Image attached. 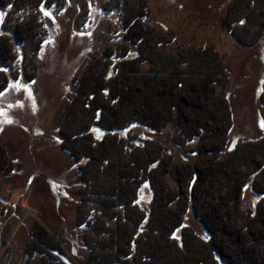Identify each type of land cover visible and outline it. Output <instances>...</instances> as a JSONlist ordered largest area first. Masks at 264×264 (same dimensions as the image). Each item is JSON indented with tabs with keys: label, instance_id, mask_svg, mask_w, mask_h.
Wrapping results in <instances>:
<instances>
[{
	"label": "rangeland",
	"instance_id": "374dc122",
	"mask_svg": "<svg viewBox=\"0 0 264 264\" xmlns=\"http://www.w3.org/2000/svg\"><path fill=\"white\" fill-rule=\"evenodd\" d=\"M143 3L140 6L136 0H29L27 4L0 6V34H3L2 29L10 30L7 37L13 45L12 49L17 52L11 69L18 76V79L9 82L8 90L0 95V146L8 150L9 156L15 161L10 174L0 175V206L3 207L0 220V264H40L37 254L27 255L25 252L32 237L35 234L41 236L38 230H45L49 236L48 241L51 237L54 242H60L66 253V258L62 257L64 262L68 263L69 259L73 264H80L88 254H98L95 249L89 253L87 247H94L101 242L100 230L105 232V229H113L117 216L132 218L129 235H133L134 226L138 222L141 223L143 233H153L151 228L154 226L163 229L157 225V218L162 216V206L158 204L160 198L156 195L155 200L148 180L144 179L134 192L133 211L131 208H119L116 203L114 206L117 208L104 213L108 218L101 215L98 210L100 208L93 205V200H98L97 196L91 191L101 192L102 196L109 194L108 187L103 192L99 190L98 181L108 183L110 179H107V174L111 169L103 167L102 173L101 167L99 169L93 165L95 160L89 162V173L94 171L91 175L95 179L88 182L85 193L81 191L77 167L60 146L58 132L60 117L75 96V90L80 88L78 81L88 62L107 48L118 63L116 56L125 44L122 36L131 26L126 18L130 19L134 10L138 12L141 8L140 21L152 33L149 35L148 46L154 52L160 50L154 44H161L164 49L160 52L178 47L180 50L209 49L214 52H211L210 58L217 57L216 63L222 65L224 74L213 87L214 97L205 100L202 108L197 111L204 120L207 115L218 117L219 125L222 121L227 122L228 118L226 144L223 145L224 150L219 154V159H225L228 163L235 162L232 152L237 147V150L243 148V152L235 153L237 156L246 152L244 158L252 155L258 157L255 156L257 151L254 148L247 147L254 146V141L259 142L260 138L264 147V127H261L264 110L260 101L264 95V0H143ZM233 4L238 5L240 16L246 17V21L236 25L231 22L229 29L222 25V18L227 16ZM41 7L50 16H45ZM36 22L40 23L39 29L44 37L37 53L30 58L32 55L28 40L20 39L13 25ZM236 35L239 39H236ZM158 37L162 40L171 37V43L156 42ZM137 51L136 47L128 45V57L136 56ZM33 60L36 69L34 74H30L34 75V79L27 81L23 74ZM120 62L118 65L122 66ZM104 63L107 64L106 61ZM147 66V63L142 64L144 69ZM84 77L86 83L89 79L94 89L102 81L99 82L100 79L91 75ZM102 104L103 119L106 124L109 123L108 126L120 120L115 114L116 108L110 107L112 103ZM227 113L228 116L225 115ZM85 117L87 112L72 114L71 118H81L80 121H83ZM174 118L156 131L137 124L115 134L104 135L95 129L93 134L96 144L105 136L104 147L98 148L96 153L110 149L113 145L117 150L123 148L129 154L126 156L129 159L143 162L145 158L156 156L154 151L160 146L163 154L171 157L173 164L203 161L206 155L200 144L213 135L214 129L216 132L214 124L208 123V129L201 132L200 139H187L183 150L176 142L185 138V135L180 134L181 129ZM243 142L250 143L247 145ZM247 165L250 167L251 162H247ZM257 171L262 172L260 169ZM139 172L141 175L142 171ZM249 173L247 171L246 174ZM102 174L103 180L99 177ZM259 177L260 174L254 177V181ZM246 179L248 183L243 191L242 208L244 213L254 215L257 214L256 208L260 211L264 208L263 201L252 188L251 178ZM166 180L170 185L164 188L174 192L175 184L169 178ZM87 210L93 214L94 211L100 213L99 222H102L103 229H100L98 223L87 227ZM183 225L190 227L199 236L198 239L208 238L191 209L185 214ZM137 236L140 238V233ZM180 236V230L171 235L175 241H180ZM43 237L41 239L47 241Z\"/></svg>",
	"mask_w": 264,
	"mask_h": 264
},
{
	"label": "trees",
	"instance_id": "16d2710c",
	"mask_svg": "<svg viewBox=\"0 0 264 264\" xmlns=\"http://www.w3.org/2000/svg\"><path fill=\"white\" fill-rule=\"evenodd\" d=\"M28 1L0 0V6L8 4L13 6L15 3L27 4ZM136 1L140 6L141 2L143 3V0ZM253 1L255 0H251ZM140 10L141 8L138 12L134 10L133 17L131 16L130 19L128 17V20L126 18V22L131 26L122 36L125 44L121 46L116 56L118 63L109 53L110 50L106 48L84 67L83 75L78 81L79 84L77 83L80 88L75 90V96L60 117L58 132L60 146L77 167L81 191L85 193L88 182L95 179L91 175L94 171L91 170L89 173V162L92 163L95 160L93 165L99 169L101 167L102 173H104L103 167L111 169V172L107 174V179H110L108 183L103 180L104 174L99 175L102 177L103 184L98 181L99 190L103 192L108 187L109 194L102 196L101 192L91 191L98 199L93 200L94 203H92L100 208L98 210L101 215L107 217L108 215L104 213L117 208L114 206L116 203L119 204V208H131L133 211L134 192L144 179L148 180L155 200L157 196L161 199H158V204L162 206L160 210L162 216L158 214L160 218H157V225L159 224L163 229L154 226L151 228L153 233H143L141 223L138 222L134 226L133 235H129L132 230V218L117 216L113 229H105V232L100 230L101 242L94 247L90 245L87 247L89 253L95 249L98 254H88L80 264H264V208L262 211L256 208L257 214L254 215L244 213L242 208L243 191L248 183L246 177L251 178L252 188L259 193L264 206L262 138L258 140L259 142L254 141V146L247 147L257 151L256 158L253 155L250 158H244L246 152L242 156H237L235 154L237 151L243 152V148L239 146L240 150L235 147L236 151L232 152L235 162L228 163L225 159H219V154L224 150L223 145L226 144V135L229 130L228 118L227 122L222 121L219 125L218 117L207 115L204 120L197 111L202 108L205 100L212 98L213 87L219 83V79H222L224 74L222 65L216 63L217 57L210 58L214 52L209 49L180 50L181 48L178 47L173 48L172 51L160 52L164 48H161V44L158 46L154 44L160 50L158 52L151 50L148 41L152 33L141 24ZM240 14L238 5H231L227 16L222 18V25L229 28L231 22L236 25L243 21L242 24H244L246 17L243 18ZM39 26L38 22L29 25L25 23L13 25L15 34L22 40H28L32 55L30 58L37 53L44 37ZM9 31L2 29L3 34H0V69H7V71L0 70V92L7 88L10 81L18 79L17 74L11 69L13 60L17 58V52L12 49L13 45L8 40ZM171 39L167 37L162 40L158 37L156 42L171 43ZM236 39H239L237 35ZM128 45L138 49L136 56L128 57ZM105 61L107 64L104 63ZM119 62L122 66L118 65ZM144 63L148 64L145 69L142 68ZM104 65L106 67L103 69ZM35 69L33 60L30 67L26 68L27 71H24L23 77L27 81L33 80L34 75L30 73L34 74ZM122 72L124 74H121ZM84 75L95 76L100 79L99 82L102 79L101 84L95 85L96 89H94L89 79L86 83ZM260 101L264 110V95ZM103 102L112 103L110 107L116 108L115 114L120 120H116L109 126V123L104 122ZM224 108L222 103V109ZM85 112L87 117L83 121H80L81 118H71L72 114ZM174 115H176L175 118ZM225 115L228 116V113ZM173 118L181 129L180 134L185 135V138L176 142L183 150L187 139H200L201 132L208 129V123L214 124L216 132L214 129L213 135L200 144L206 155L203 161L173 164L171 157L163 154V148L160 146L158 150H155L156 152L154 151L156 156L145 158L143 162L129 159V156L126 157L129 154L124 152L123 148L117 150L113 145L110 149H102L96 153L98 148L104 147L105 136L96 144L93 134L95 129L102 131L104 135L105 133L115 134L130 125L137 124L156 131L171 122ZM243 143L248 145L250 142ZM249 161L252 165L250 167L247 165ZM14 166L15 161L9 156L8 150L0 146V175L10 174ZM258 169L262 172L257 171ZM139 170L142 171L141 175ZM153 170L156 173H152ZM247 171L251 173L247 175ZM259 174L260 177L254 181V177L256 178ZM165 178L171 179L175 184L174 192L165 189L168 188V184L170 185ZM101 197H107L104 198L106 202L104 199L101 200ZM188 209H191L200 220L208 234L207 239H198L199 236L190 227L183 225ZM2 213L3 207L0 206V220ZM99 214L97 211L93 214L87 210L85 216V221H89L86 222L87 227L98 223L100 229H103L102 222H99L101 218ZM110 217L113 218V216ZM177 230H180V241H175L171 237ZM38 233L39 236L41 234L40 237L35 234L28 242L25 248L27 255L37 254L40 264H73L69 259L68 263L63 261L62 257L66 258V253L60 242H54L51 237L48 241L49 236L44 229L38 230ZM139 233L140 238L137 236ZM42 236L47 241H43ZM101 250H103L102 253Z\"/></svg>",
	"mask_w": 264,
	"mask_h": 264
},
{
	"label": "snow or ice",
	"instance_id": "6c2138e0",
	"mask_svg": "<svg viewBox=\"0 0 264 264\" xmlns=\"http://www.w3.org/2000/svg\"><path fill=\"white\" fill-rule=\"evenodd\" d=\"M9 7H11V5H9ZM41 11L43 12V14L45 16H50V13L45 11L43 7H41ZM241 23H243V21H241ZM45 43H50V41H46ZM0 70H4V71H7V69H0ZM26 87V86H25ZM8 89L5 88L4 91L6 92ZM0 95H3L2 92H0ZM261 127H264V121L261 122Z\"/></svg>",
	"mask_w": 264,
	"mask_h": 264
}]
</instances>
